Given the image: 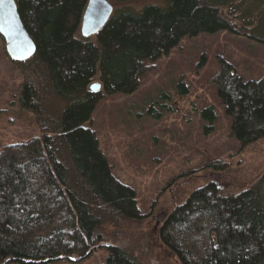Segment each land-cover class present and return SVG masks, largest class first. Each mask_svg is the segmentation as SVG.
I'll return each instance as SVG.
<instances>
[{
  "label": "trees",
  "instance_id": "obj_1",
  "mask_svg": "<svg viewBox=\"0 0 264 264\" xmlns=\"http://www.w3.org/2000/svg\"><path fill=\"white\" fill-rule=\"evenodd\" d=\"M15 1L36 46L18 64L38 79V86L25 84L20 103L37 116L42 138L0 153V264L78 263L103 248L105 223L117 228L146 219L136 190L115 177L89 125L101 100L134 95L148 64L186 38L229 32L264 47V0H164V8H126L87 39L81 27L88 0ZM218 62L214 85L231 136L250 146L264 139V76L246 81L230 62ZM96 78L100 92L90 90ZM177 90L189 94L183 82ZM46 92L64 109L48 114L41 101ZM203 116L206 135L214 133L215 109L205 108ZM159 236L180 264H264V173L238 197H224L216 183L197 190L165 218ZM108 253L107 264H138L119 246Z\"/></svg>",
  "mask_w": 264,
  "mask_h": 264
},
{
  "label": "rangeland",
  "instance_id": "obj_2",
  "mask_svg": "<svg viewBox=\"0 0 264 264\" xmlns=\"http://www.w3.org/2000/svg\"><path fill=\"white\" fill-rule=\"evenodd\" d=\"M114 12L147 6L166 7L164 0H106ZM206 63L199 68L202 60ZM219 58L230 62L244 80L264 76V47L247 38L221 32L186 38L168 55L147 66L134 95L104 97L90 127L96 132L115 177L137 192L146 219L118 227L102 226V249L87 260L51 264H107L108 247L124 248L138 264H180L160 241L165 218L197 190L216 183L224 197H238L264 173V139L244 146L231 136L230 119L224 114L214 80ZM38 79L26 66L13 62L0 34V153L7 147L42 138L34 112L20 100L26 83ZM183 82L187 96L178 93ZM101 84L96 78L91 87ZM41 101L54 115L65 104L49 93ZM154 111L149 114V108ZM162 107V108H161ZM215 109V131L206 135L203 110ZM223 166L218 168L213 165Z\"/></svg>",
  "mask_w": 264,
  "mask_h": 264
},
{
  "label": "water",
  "instance_id": "obj_3",
  "mask_svg": "<svg viewBox=\"0 0 264 264\" xmlns=\"http://www.w3.org/2000/svg\"><path fill=\"white\" fill-rule=\"evenodd\" d=\"M113 15L114 8L106 0H88L81 27L82 37L97 36ZM0 28L13 62H24L35 54L36 46L22 24L15 0H0ZM90 90L100 92L102 85L96 84Z\"/></svg>",
  "mask_w": 264,
  "mask_h": 264
},
{
  "label": "snow or ice",
  "instance_id": "obj_4",
  "mask_svg": "<svg viewBox=\"0 0 264 264\" xmlns=\"http://www.w3.org/2000/svg\"><path fill=\"white\" fill-rule=\"evenodd\" d=\"M3 29L2 28H0V31H2Z\"/></svg>",
  "mask_w": 264,
  "mask_h": 264
}]
</instances>
